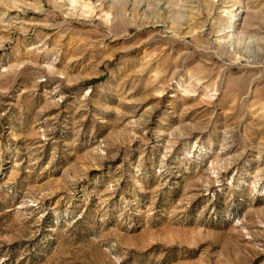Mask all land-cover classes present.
I'll use <instances>...</instances> for the list:
<instances>
[{"label":"rangeland","instance_id":"obj_1","mask_svg":"<svg viewBox=\"0 0 264 264\" xmlns=\"http://www.w3.org/2000/svg\"><path fill=\"white\" fill-rule=\"evenodd\" d=\"M0 264H264V0H0Z\"/></svg>","mask_w":264,"mask_h":264}]
</instances>
